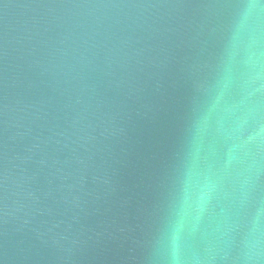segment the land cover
<instances>
[{
	"label": "water",
	"instance_id": "1",
	"mask_svg": "<svg viewBox=\"0 0 264 264\" xmlns=\"http://www.w3.org/2000/svg\"><path fill=\"white\" fill-rule=\"evenodd\" d=\"M0 264H264V0H0Z\"/></svg>",
	"mask_w": 264,
	"mask_h": 264
}]
</instances>
